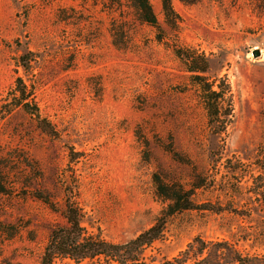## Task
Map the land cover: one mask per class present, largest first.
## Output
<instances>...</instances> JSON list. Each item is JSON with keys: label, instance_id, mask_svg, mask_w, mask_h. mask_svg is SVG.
Wrapping results in <instances>:
<instances>
[{"label": "rangeland", "instance_id": "374dc122", "mask_svg": "<svg viewBox=\"0 0 264 264\" xmlns=\"http://www.w3.org/2000/svg\"><path fill=\"white\" fill-rule=\"evenodd\" d=\"M150 2L162 32L126 0L114 12L112 0H0V167L13 186L0 195V264H40L67 202L114 244L164 220L147 264L196 238L264 256V0H172L175 29L162 0ZM182 48L210 57L206 77L230 85L233 121L218 145ZM28 52L38 64L27 73L18 65ZM18 79L56 135L16 106ZM155 175L193 189L195 209L169 216Z\"/></svg>", "mask_w": 264, "mask_h": 264}, {"label": "trees", "instance_id": "16d2710c", "mask_svg": "<svg viewBox=\"0 0 264 264\" xmlns=\"http://www.w3.org/2000/svg\"><path fill=\"white\" fill-rule=\"evenodd\" d=\"M126 2L132 9L136 20L162 32V26L150 0H126ZM122 6L123 0H112L113 12L121 10ZM162 7L167 24L174 29L177 28L179 17L174 10L172 0H162ZM123 26L125 25H114L113 40L116 38V34H114L116 32H119L122 41L127 37ZM159 41H162V38H159ZM175 54L184 63L188 73L192 75L193 82L201 90V98L207 112L211 131V141L214 145H218L233 121L230 85L225 79L206 77L211 66L210 57L205 54H198L185 48L176 50ZM34 64H38V61L32 52L19 57L18 66L27 73L33 69ZM201 75H205V77ZM13 99L17 107H22L27 114L36 119L43 132L56 135L54 127L41 117L40 109L34 101V93L27 89L22 79L17 80ZM260 177L263 175L260 174ZM9 180L8 172L5 168L0 167V195L5 194L7 188L13 187L10 186L12 183H8ZM154 183L157 194L162 200L170 203L168 206L169 216L177 212L195 209L192 200L193 189L187 190L181 183L166 182L158 175L154 176ZM200 187L201 185L194 188ZM39 199L50 204L49 200L43 196H39ZM64 216L67 225L53 229L40 264H55L57 260L75 264L91 260H99L108 264H147L145 250L152 247L164 236L165 222L161 220L134 239L123 244H114L98 235L89 233L84 226L86 215L74 203L67 202ZM162 264H264V256L244 255L234 244L228 241L206 242L201 238H196L177 258L172 261L166 260Z\"/></svg>", "mask_w": 264, "mask_h": 264}, {"label": "water", "instance_id": "95a60500", "mask_svg": "<svg viewBox=\"0 0 264 264\" xmlns=\"http://www.w3.org/2000/svg\"><path fill=\"white\" fill-rule=\"evenodd\" d=\"M252 54H253L254 59H258L261 57V50L255 49L253 50Z\"/></svg>", "mask_w": 264, "mask_h": 264}]
</instances>
